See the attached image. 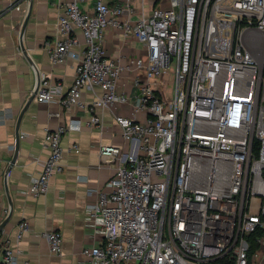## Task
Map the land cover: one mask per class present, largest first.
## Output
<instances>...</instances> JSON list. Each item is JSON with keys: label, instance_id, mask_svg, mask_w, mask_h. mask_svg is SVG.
Segmentation results:
<instances>
[{"label": "built area", "instance_id": "built-area-1", "mask_svg": "<svg viewBox=\"0 0 264 264\" xmlns=\"http://www.w3.org/2000/svg\"><path fill=\"white\" fill-rule=\"evenodd\" d=\"M83 1L61 5L60 37L48 47L53 63L75 61L73 82L64 93L38 69L36 100L77 105L84 89L98 88L88 122L102 129L95 107L128 99L116 90L122 65L105 54V28L134 35L149 53L133 60L146 72L136 82L137 105L131 115H115L130 150L98 145L116 172L86 208L101 234L82 249L86 264H264V0H164L135 20L132 0H96L93 11ZM166 69L173 93L161 98L152 79ZM138 110L146 119L135 117ZM66 129L45 130L48 155L25 193H45L64 170ZM29 231L22 219L16 241ZM39 236L51 252L62 251L59 231ZM0 244V264H18L21 250L2 228Z\"/></svg>", "mask_w": 264, "mask_h": 264}, {"label": "crops", "instance_id": "crops-1", "mask_svg": "<svg viewBox=\"0 0 264 264\" xmlns=\"http://www.w3.org/2000/svg\"><path fill=\"white\" fill-rule=\"evenodd\" d=\"M66 1L0 0V228L21 250L18 264H86L82 249L101 239L98 225L86 219V208L94 202L97 190H109L108 181L116 172V161L101 156L98 145L130 150L131 144L124 141L115 115L132 114L138 103L136 82L146 79L145 68L133 60L141 57L146 61L148 51L134 35H124L121 28L108 26L103 38L105 54L122 65L116 90L128 99L112 107H95L102 117V129L88 122V105L98 88L84 89L77 105H65L58 98L36 100L38 69L45 70L53 83H60L64 93L74 79L75 61L53 63L48 51L60 37L57 19ZM106 1L111 5L122 3ZM14 3L20 8H14ZM95 3L84 0L81 7L93 11ZM166 4L164 0H132L135 12L130 18L135 20L153 7ZM152 84L161 98L170 97L173 72L164 70L152 79ZM135 117L144 120L147 112L138 110ZM58 125L67 127L61 139L64 170L51 176L45 193H25L23 188L41 172L48 155L43 145L45 130ZM73 144H78V152ZM15 154L16 160L10 165ZM88 189L93 193L89 194ZM22 219L30 222L31 231L16 241L17 224ZM45 230L61 233L60 253L51 252L47 241L39 236ZM1 255L0 244V262Z\"/></svg>", "mask_w": 264, "mask_h": 264}, {"label": "water", "instance_id": "water-1", "mask_svg": "<svg viewBox=\"0 0 264 264\" xmlns=\"http://www.w3.org/2000/svg\"><path fill=\"white\" fill-rule=\"evenodd\" d=\"M16 155H17V154L14 155V157H13V159H12L10 165H12V164L15 162V160H16Z\"/></svg>", "mask_w": 264, "mask_h": 264}, {"label": "trees", "instance_id": "trees-1", "mask_svg": "<svg viewBox=\"0 0 264 264\" xmlns=\"http://www.w3.org/2000/svg\"><path fill=\"white\" fill-rule=\"evenodd\" d=\"M255 147H257V142L255 143ZM262 230L260 229V230H257L256 231V233L258 234V233H260Z\"/></svg>", "mask_w": 264, "mask_h": 264}, {"label": "rangeland", "instance_id": "rangeland-1", "mask_svg": "<svg viewBox=\"0 0 264 264\" xmlns=\"http://www.w3.org/2000/svg\"><path fill=\"white\" fill-rule=\"evenodd\" d=\"M172 69V68H171ZM173 71V70H172Z\"/></svg>", "mask_w": 264, "mask_h": 264}]
</instances>
